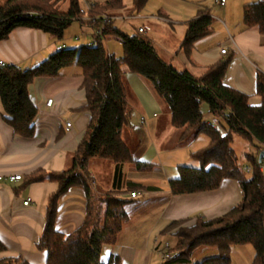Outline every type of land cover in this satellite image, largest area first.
Segmentation results:
<instances>
[{
    "label": "trees",
    "instance_id": "obj_1",
    "mask_svg": "<svg viewBox=\"0 0 264 264\" xmlns=\"http://www.w3.org/2000/svg\"><path fill=\"white\" fill-rule=\"evenodd\" d=\"M67 2L66 10L59 4ZM148 0H131L127 8L123 0H106L90 7L89 16L138 13ZM78 0H5L0 4V40L6 39L18 27L40 30L50 38L62 40L70 24L82 17ZM96 19L89 24L93 29L94 43L78 48L54 52L36 66L22 69L13 64L0 66V101L4 120L15 134L30 138L34 134V118L37 109L28 94V85L36 77L58 76L63 68L76 65L83 77L85 92L84 109L90 120L76 152L68 166L59 172L37 170L25 177V183L51 181L57 190L47 200L44 227L36 248L44 251L46 264H120V258L111 255L101 259L103 244H112L126 221L124 199L107 193L101 197L102 215L86 211L82 224L64 235L55 227L59 199L72 187L84 190L89 200L93 195L87 172L91 158L106 160L115 165L120 173L123 165H133L138 171H149L152 164H142L132 155L122 138V130L129 124L128 91L123 67L145 79L156 96L162 100L170 114L172 128L180 131V140L204 133L209 137L206 147L192 153L198 167L180 165L177 177L169 181L173 195L192 194L215 190L223 179L236 180L241 188V200L225 214L210 219H197L190 227L183 221H171L162 230L173 233L174 243L168 247L170 256L166 264H231L230 249L249 245L253 249L250 264H264V74L256 76V94L260 104L253 106L248 96L223 84L230 56L209 67L199 78L188 71L177 70L162 59L146 35L136 31L126 34L108 22L102 35L96 34L100 26ZM242 22L245 28L257 26L264 34V1L243 6ZM212 18L204 8L198 9L197 17L189 21L182 46L189 51L193 42L210 33ZM114 39L121 46L116 57L108 53L106 43ZM208 107L209 114L217 119L206 123L201 106ZM248 140L254 151L246 153L247 165L239 164L232 146L233 136ZM250 168L249 171L243 169ZM248 172L249 174H246ZM5 249L0 242V252ZM215 249L217 255L195 261V253ZM0 264H28L20 257L0 259Z\"/></svg>",
    "mask_w": 264,
    "mask_h": 264
},
{
    "label": "crops",
    "instance_id": "obj_2",
    "mask_svg": "<svg viewBox=\"0 0 264 264\" xmlns=\"http://www.w3.org/2000/svg\"><path fill=\"white\" fill-rule=\"evenodd\" d=\"M256 1L264 0H224L223 5L218 0H159L154 13L131 15L128 18L131 23L126 24L132 25L134 32L137 27L146 25V36L157 54L177 70H186L196 78L230 56L223 84L247 95L249 103L257 106L261 100L256 94L255 83L257 74H264V34L257 26L245 28L242 22L243 6ZM123 3L128 8L131 2ZM202 8L212 18L211 31L194 41L186 51L182 46L186 25ZM79 22L87 25L86 18H80ZM114 25L122 29L124 23ZM69 39L63 36L62 40H56L40 30L18 27L0 40V60L27 69L61 49L90 44L93 36L88 40L81 37L79 46L71 44ZM110 43H106L108 53L119 57L120 53L116 48L111 49ZM123 74L130 110L129 124L122 130V138L127 136L134 142L135 154L124 140L138 162L153 165L148 173L153 174L156 166L159 172L143 180L133 165H123L120 173H116L113 163L89 159L86 168L93 195L88 200L82 188H70L58 201L55 227L64 235L73 232L82 224L88 208L99 217L103 211L101 197L110 192L128 202H136V206L130 212L126 210L127 218L117 240L102 245V261L116 255L120 264H166L163 259L165 246L170 247L174 237L172 232L161 234V230L171 221H183V227H190L197 219L210 220L225 214L240 202L241 188L236 180L226 178L215 190L171 194L169 181L177 177V167L187 162L191 167H198L192 153L206 147L209 137L200 133L180 140V131L170 124L167 105L156 96L151 85L126 67H123ZM82 81L81 69L76 65L63 68L58 76L32 80L28 94L37 112L33 121L34 134L30 138L14 133L4 120L0 101V242L5 247L0 259L20 257L28 264H46L45 252L38 250L36 243L44 227L48 197L57 190L58 184L51 181L24 184L25 177L37 170L59 172L68 166L90 120V113L84 109L86 99ZM49 99L52 102L46 105ZM201 112L206 123L218 127L217 119L209 114L205 104ZM132 113L138 115V125L130 122ZM141 117L143 123H140ZM65 120L71 123L68 129ZM199 135L205 139L192 151L190 146ZM184 149L189 153L184 158L186 162L163 163L162 155ZM16 174L21 175L20 180L8 179ZM134 190L138 196L131 199L129 193ZM27 198L29 202L24 205ZM146 203L148 206L142 207ZM196 254L194 260L200 261L216 256L217 251L208 249Z\"/></svg>",
    "mask_w": 264,
    "mask_h": 264
},
{
    "label": "rangeland",
    "instance_id": "obj_3",
    "mask_svg": "<svg viewBox=\"0 0 264 264\" xmlns=\"http://www.w3.org/2000/svg\"><path fill=\"white\" fill-rule=\"evenodd\" d=\"M106 0H78V4H79V8L80 10H82L84 12V14H82V17L81 18H92L94 16H89L88 15V11L90 10V7L93 6V5H96V4H100L102 2H104ZM125 3L129 2V0H123ZM159 0H148L147 4L137 13H135L134 15H137V14H140V15H147L149 13H154L156 11V6H157V2ZM4 2V1H3ZM2 0H0V4L3 3ZM131 2V0H130ZM131 5V3H130ZM59 8L60 10H66L67 8V2H61L59 4ZM103 15V14H102ZM104 15H107V14H104ZM120 15H124V14H116L114 13L113 15H109L111 17H117V16H120ZM130 15H126V17H129ZM86 18V19H87ZM87 21V25H84L83 23H80L79 20H75L73 21L70 26L64 31V36L65 38H70L69 40L71 42V44H75L76 46H79L82 42V39L81 37H85V39L88 40V38H92V36L94 35V31L93 29L89 26V24H91L89 20H86ZM128 18H125V17H122L121 19H113L112 22L115 24L116 22H123L124 25H122V31H124V33L126 34H132L134 32L135 29H133L132 25H127L129 23H131L129 21ZM127 23V24H126ZM75 37H78L79 40L77 41H74L73 39ZM93 40V39H91ZM111 43L109 45H112L110 46L111 49H114L116 48L117 49V53H120L121 54V46L119 43L116 42V40L114 39H111L109 40ZM91 42V41H90ZM115 43L117 46H115ZM86 44V43H85ZM82 45V44H81ZM138 115L136 113H132L131 115V119H130V122H132L133 124H136L138 125ZM152 134V133H151ZM204 136L203 135H199V137L192 143V145L190 146V149L192 151L196 150L198 148V146H200L201 144V140L202 139H205L203 138ZM128 146L132 149V152L133 154H135L136 150L134 149L135 145H134V142L131 140L130 137H127L125 136V139ZM143 140V139H142ZM234 150H235V153H236V156L238 158V163L239 164H244V165H247V159H246V156L245 154L246 153H249V151H254L252 148H251V145L250 143L248 142V140H246L245 138L241 137L240 135H234L233 136V144H232ZM137 148V147H136ZM138 150V149H137ZM187 156H189V153H188V150L187 149H184V150H178L176 152H172V153H168V154H165V155H162V161L164 164H171L174 162V160H176L177 162H186L184 160V158H186ZM110 163V162H108ZM188 163V162H187ZM184 163L186 164L185 166H192L190 165L189 163ZM153 174H150L148 173V171H140L139 172V177L140 179H143V180H147V179H150V178H153L152 175H156L157 172H159L157 166H156V169L153 168ZM246 174H249L248 172H246ZM136 206V202L134 201H131V202H126L125 203V210H127L128 212H130L131 208L135 207ZM147 207L148 204H144L142 205V207ZM101 216V215H100ZM178 228H176L175 230L172 231V233H175L177 231ZM171 245V244H170ZM173 245V244H172ZM171 245V246H172ZM253 249L251 246L249 245H244V246H236V247H232L230 249V252H229V256H230V259H231V264H250L251 261H252V258H253ZM195 255H197L195 253Z\"/></svg>",
    "mask_w": 264,
    "mask_h": 264
},
{
    "label": "built area",
    "instance_id": "obj_4",
    "mask_svg": "<svg viewBox=\"0 0 264 264\" xmlns=\"http://www.w3.org/2000/svg\"><path fill=\"white\" fill-rule=\"evenodd\" d=\"M218 1H219V3H220L221 5L224 4V0H218ZM80 12L84 14V12H83L82 10H80ZM86 18H87V17H86ZM121 18H122V17H120V16H117V17H111V16H109V15H104V14H103V15H100V16H94V17H92V18H87L86 20H89V21H91V22L94 21V20H96V19L100 20V21H101V22H100V26L97 28V30H96L95 33L98 34V35H102V31H103V29H104V26H105L108 22L112 21L113 19H121ZM125 18H129V17H125ZM147 32H148V27H147L146 25H144V26H140V27H137V28H136V33H138V34H140V35H146ZM91 43H94V40H92V41L90 42V44H91ZM224 52H225V49H222V50H221V53H224ZM5 65H6V64H5L3 61L0 60V66H5ZM51 102H52V100L49 99V100L46 102V105H50ZM143 122H144V118L141 117V118H140V123H143ZM65 124H66V128L68 129L71 123H70V121L65 120ZM213 125H215V124H213ZM215 127H216V126H215ZM243 169H244L245 171H249V170H250V168L247 167V166H244ZM261 170H264V160H263V163H262ZM8 179H9L10 181H17V180H20V179H21V175H19V174H16V175H10V176H8ZM129 196H130L131 199H134V198H136V197L138 196V192L135 191V190H134V191H131V192L129 193ZM28 202H29V199L27 198L25 201H23V204H24V205H27ZM165 248H166V251H167V249H168L167 244H166ZM169 256H170V254H169L168 252H164V253H163V259H164V260L168 259Z\"/></svg>",
    "mask_w": 264,
    "mask_h": 264
},
{
    "label": "water",
    "instance_id": "obj_5",
    "mask_svg": "<svg viewBox=\"0 0 264 264\" xmlns=\"http://www.w3.org/2000/svg\"><path fill=\"white\" fill-rule=\"evenodd\" d=\"M264 157V150L260 152L258 156V161H261V159Z\"/></svg>",
    "mask_w": 264,
    "mask_h": 264
}]
</instances>
